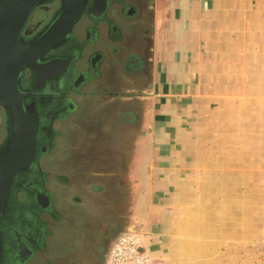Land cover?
Returning <instances> with one entry per match:
<instances>
[{
  "label": "crops",
  "instance_id": "1",
  "mask_svg": "<svg viewBox=\"0 0 264 264\" xmlns=\"http://www.w3.org/2000/svg\"><path fill=\"white\" fill-rule=\"evenodd\" d=\"M151 8V88L139 149L123 162L124 225L152 264H241L264 208V0Z\"/></svg>",
  "mask_w": 264,
  "mask_h": 264
},
{
  "label": "flooded vegetation",
  "instance_id": "2",
  "mask_svg": "<svg viewBox=\"0 0 264 264\" xmlns=\"http://www.w3.org/2000/svg\"><path fill=\"white\" fill-rule=\"evenodd\" d=\"M151 5L85 0L61 41L22 67L17 87L34 122L33 152L14 173L0 215V264H105L127 231L132 195L121 178L145 132L138 125L151 88ZM58 6H34L19 38H38ZM9 129L0 107V145ZM55 167L63 172L56 179L75 190L62 206L49 186Z\"/></svg>",
  "mask_w": 264,
  "mask_h": 264
},
{
  "label": "water",
  "instance_id": "3",
  "mask_svg": "<svg viewBox=\"0 0 264 264\" xmlns=\"http://www.w3.org/2000/svg\"><path fill=\"white\" fill-rule=\"evenodd\" d=\"M47 0H0V107L8 113L10 133L0 145V215L17 170L32 157L34 122L22 109L17 87L22 67L56 45L81 13L85 0H58L55 17L38 38L24 43L20 32L33 7Z\"/></svg>",
  "mask_w": 264,
  "mask_h": 264
},
{
  "label": "rangeland",
  "instance_id": "4",
  "mask_svg": "<svg viewBox=\"0 0 264 264\" xmlns=\"http://www.w3.org/2000/svg\"><path fill=\"white\" fill-rule=\"evenodd\" d=\"M62 173V170L58 167L53 168L49 172L51 176L49 186L54 191L56 203L59 206L64 205L68 201L67 198L69 197L70 199V197L75 193L72 186L67 187L56 179L61 176ZM255 209L256 211L253 215V243L251 244V249L249 248V245L245 246L247 251L241 255V264H264V221H255L256 219L259 220L264 216V208L257 205L255 206Z\"/></svg>",
  "mask_w": 264,
  "mask_h": 264
},
{
  "label": "built area",
  "instance_id": "5",
  "mask_svg": "<svg viewBox=\"0 0 264 264\" xmlns=\"http://www.w3.org/2000/svg\"><path fill=\"white\" fill-rule=\"evenodd\" d=\"M105 264H152V262L143 247L142 236L134 231H126L109 247Z\"/></svg>",
  "mask_w": 264,
  "mask_h": 264
}]
</instances>
